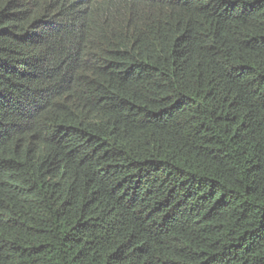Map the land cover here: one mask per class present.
<instances>
[{
  "label": "trees",
  "instance_id": "obj_1",
  "mask_svg": "<svg viewBox=\"0 0 264 264\" xmlns=\"http://www.w3.org/2000/svg\"><path fill=\"white\" fill-rule=\"evenodd\" d=\"M0 264H264V0H0Z\"/></svg>",
  "mask_w": 264,
  "mask_h": 264
}]
</instances>
